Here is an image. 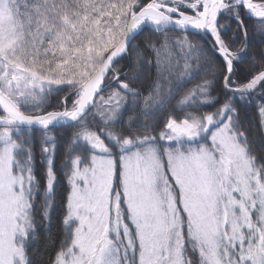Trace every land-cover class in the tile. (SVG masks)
<instances>
[{
	"label": "snow or ice",
	"instance_id": "1",
	"mask_svg": "<svg viewBox=\"0 0 264 264\" xmlns=\"http://www.w3.org/2000/svg\"><path fill=\"white\" fill-rule=\"evenodd\" d=\"M0 264H264V0H0Z\"/></svg>",
	"mask_w": 264,
	"mask_h": 264
}]
</instances>
